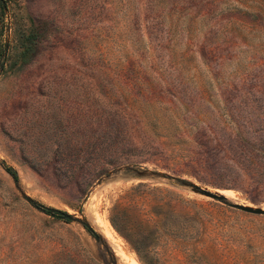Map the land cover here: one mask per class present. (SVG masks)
<instances>
[{"label": "rangeland", "instance_id": "rangeland-1", "mask_svg": "<svg viewBox=\"0 0 264 264\" xmlns=\"http://www.w3.org/2000/svg\"><path fill=\"white\" fill-rule=\"evenodd\" d=\"M0 4V264H264V214L187 185L264 209L215 186L213 154L235 134L264 148V0ZM138 182L207 210L136 204Z\"/></svg>", "mask_w": 264, "mask_h": 264}, {"label": "trees", "instance_id": "trees-1", "mask_svg": "<svg viewBox=\"0 0 264 264\" xmlns=\"http://www.w3.org/2000/svg\"><path fill=\"white\" fill-rule=\"evenodd\" d=\"M0 7L3 9L1 4ZM18 35L23 36L22 33H18ZM36 36L33 33H27L25 39L29 40L28 44H32L30 40ZM28 44L26 43L21 49L20 54L22 56H26L32 51ZM22 60H25V58ZM223 142V146L221 147L218 144L213 153L221 160L220 165L214 166L215 170L224 175L223 181L215 186L237 189L250 195L251 200L264 201V148L260 147V142L256 141L255 138L250 139L238 134L225 137ZM4 169L13 179L16 178V173L11 167L6 166ZM196 178L203 180L199 177ZM130 190L137 192L135 203L139 205L148 204L158 208L165 206L174 210L176 203L179 201L178 203L182 205L181 210L185 214H199L207 210L208 203L205 201L187 199L176 193H173L174 197H171V191L157 186H150L146 183L138 182L130 187ZM162 191H165V193H162ZM119 206L118 201L113 203L108 217L110 224L118 231L116 213ZM199 235L196 234L193 237L195 243L200 242Z\"/></svg>", "mask_w": 264, "mask_h": 264}, {"label": "water", "instance_id": "water-1", "mask_svg": "<svg viewBox=\"0 0 264 264\" xmlns=\"http://www.w3.org/2000/svg\"><path fill=\"white\" fill-rule=\"evenodd\" d=\"M189 189L197 194H200L202 196L208 197L210 199H214L217 201H222L224 203H226L228 206L236 208L238 210L247 212V213H253V214H264V209L258 207V206H251V205H246V204H240V203H236V202H227L224 199V196L220 193H216V192H211L206 188H203L195 183H187ZM24 200L27 201L28 203H30L33 207L48 213L51 216H58L59 218L62 219H66V220H76L78 221L80 224H82L87 231H89L91 234L94 235V238H97L96 233L91 229V227L88 225V223L84 220H81L77 217H74L72 215H70L67 212L61 211L59 209L56 208H52V207H48V206H44L36 201H34L33 199H31L30 197L24 195L23 196Z\"/></svg>", "mask_w": 264, "mask_h": 264}]
</instances>
